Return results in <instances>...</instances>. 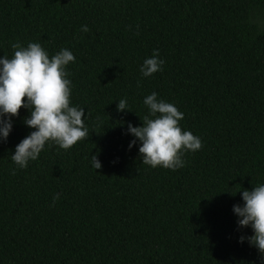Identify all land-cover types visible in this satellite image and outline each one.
I'll list each match as a JSON object with an SVG mask.
<instances>
[{
  "label": "trees",
  "instance_id": "obj_1",
  "mask_svg": "<svg viewBox=\"0 0 264 264\" xmlns=\"http://www.w3.org/2000/svg\"><path fill=\"white\" fill-rule=\"evenodd\" d=\"M17 41L72 51L71 103L89 132L68 150L46 144L12 174L34 130L28 110L13 117L0 141V264H260L238 242L252 230L233 205L264 183V0H0V56ZM153 49L163 71L143 78ZM153 91L202 140L175 171L128 147ZM122 98L130 111H117Z\"/></svg>",
  "mask_w": 264,
  "mask_h": 264
},
{
  "label": "clouds",
  "instance_id": "obj_2",
  "mask_svg": "<svg viewBox=\"0 0 264 264\" xmlns=\"http://www.w3.org/2000/svg\"><path fill=\"white\" fill-rule=\"evenodd\" d=\"M79 31L87 33L89 28L82 25ZM10 46L11 58L0 56V141L7 140L13 130V117L19 116L21 108L29 112L24 124L34 129L11 154L16 165L12 174H15L17 169H26L30 161L37 160L46 144L68 150L85 139L89 129L85 124V108L71 103L72 81L67 66L75 62L72 51L61 48L50 56L38 42H28L25 46L17 41ZM164 64L159 50L153 49L152 55L140 65L139 73L143 78L150 77L163 71ZM143 104L148 112L140 117L142 125L128 123L127 126V134L134 137L129 142V150L139 142L142 164L173 171L183 168L185 153L200 150L201 138L182 129L180 121L184 113L175 104L159 98L155 91L144 97ZM116 108L120 112L130 111L127 98L119 99ZM89 163L95 170L102 167L94 154L90 155ZM241 197L243 204L233 205V213L237 216L238 228L250 227L252 235H240L238 242L247 241L255 247L260 254V264H264V183L251 190L244 189ZM59 198V194H55L50 206Z\"/></svg>",
  "mask_w": 264,
  "mask_h": 264
}]
</instances>
